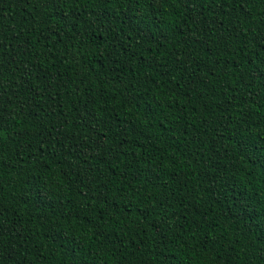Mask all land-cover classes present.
<instances>
[{
  "label": "trees",
  "instance_id": "1",
  "mask_svg": "<svg viewBox=\"0 0 264 264\" xmlns=\"http://www.w3.org/2000/svg\"><path fill=\"white\" fill-rule=\"evenodd\" d=\"M0 264H264V0H0Z\"/></svg>",
  "mask_w": 264,
  "mask_h": 264
}]
</instances>
